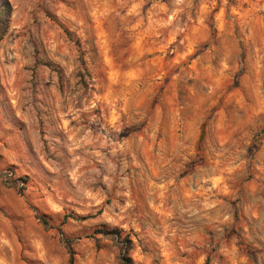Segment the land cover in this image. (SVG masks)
I'll return each instance as SVG.
<instances>
[{
    "label": "rangeland",
    "instance_id": "1",
    "mask_svg": "<svg viewBox=\"0 0 264 264\" xmlns=\"http://www.w3.org/2000/svg\"><path fill=\"white\" fill-rule=\"evenodd\" d=\"M6 1L0 264H264V0Z\"/></svg>",
    "mask_w": 264,
    "mask_h": 264
},
{
    "label": "trees",
    "instance_id": "2",
    "mask_svg": "<svg viewBox=\"0 0 264 264\" xmlns=\"http://www.w3.org/2000/svg\"><path fill=\"white\" fill-rule=\"evenodd\" d=\"M10 14H11V8L9 3L6 0H0V41L3 39V37L7 32ZM259 135L260 136L264 135V129L260 131ZM41 222L44 225L47 224V222L42 218H41ZM100 233L108 240L116 243L119 250L118 264H133L130 258V251L132 250V242L129 235H123L122 231L116 229L102 230L100 231ZM69 264H73L72 258H70Z\"/></svg>",
    "mask_w": 264,
    "mask_h": 264
}]
</instances>
